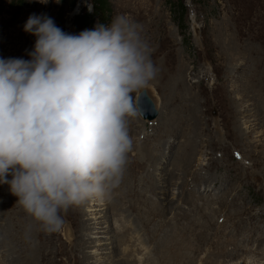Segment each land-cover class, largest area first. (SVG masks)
<instances>
[{"label":"rangeland","instance_id":"rangeland-1","mask_svg":"<svg viewBox=\"0 0 264 264\" xmlns=\"http://www.w3.org/2000/svg\"><path fill=\"white\" fill-rule=\"evenodd\" d=\"M108 3L110 13L104 16L94 0H0V59L30 58L35 37L23 26L32 14L51 17L69 34L125 15L139 26L157 70H169L164 78L157 71L146 88L132 93L137 110L138 95L146 91L159 116L147 122L137 110L136 116L127 117L132 148L121 183L101 202L86 200L68 208L62 213L61 230L39 232L15 205L17 197L8 185L0 184V264H124L127 256L137 262L140 258L141 264H188L187 258L171 254L177 245L186 248L182 254L193 259L191 264H264V0ZM182 151L193 154L185 178L172 167ZM172 172L173 179L163 178ZM145 174L151 177L148 187L155 188L146 194L148 187L139 182ZM215 179L214 187L204 193V185ZM131 191L148 200V210L139 203L144 198ZM119 202L123 217L113 210ZM94 204L105 207L92 214L107 215L109 221L104 234L95 235V230L91 237L104 235V243L82 252L77 245L86 234L85 218L79 210L93 211ZM29 225L32 232L26 239ZM116 232L125 234L118 246L112 237ZM144 237L146 244L141 245ZM162 239L170 249L167 254ZM107 246L112 250L87 261V252L100 253ZM39 251L46 252L44 260ZM164 257L168 260L162 261Z\"/></svg>","mask_w":264,"mask_h":264},{"label":"clouds","instance_id":"clouds-1","mask_svg":"<svg viewBox=\"0 0 264 264\" xmlns=\"http://www.w3.org/2000/svg\"><path fill=\"white\" fill-rule=\"evenodd\" d=\"M23 30L35 37L30 58L0 59V184L51 235L68 208L107 198L121 183L132 148L127 117L137 115L132 93L158 70L125 15L69 34L32 14Z\"/></svg>","mask_w":264,"mask_h":264},{"label":"bare ground","instance_id":"bare-ground-1","mask_svg":"<svg viewBox=\"0 0 264 264\" xmlns=\"http://www.w3.org/2000/svg\"><path fill=\"white\" fill-rule=\"evenodd\" d=\"M154 54H156V53H154ZM152 57H154L153 55H152ZM164 71V72H163ZM168 72H169V70L168 71H166L165 72V70H162V71H158V76H161V77H165L166 76V74H168ZM177 83H179V82H177ZM244 114H247V116H249L250 115V113H249V111H247V112H245L244 111ZM147 122H149V121H147ZM178 125V122H176V127H178L177 126ZM247 130V129H246ZM172 133V132H171ZM142 152V151H141ZM192 156H193V154H191V153H187L186 151H182V152H180L178 155H177V157L174 159V162H173V164H172V167L174 168L173 170H175V172H181V174H182V177L183 178H185V177H188V175H189V170L191 169V167H190V165H191V161H192ZM146 157L147 158H149L150 157V153H149V151H146ZM164 157V154L162 155V158ZM128 158V157H127ZM156 158V157H155ZM161 159V158H160ZM129 167V166H128ZM190 167V168H189ZM150 168V167H149ZM148 168V169H149ZM189 168V169H188ZM209 168V167H208ZM162 169V168H161ZM184 169V170H183ZM187 169H188V171H187ZM131 170V169H130ZM134 170V169H133ZM183 170V171H182ZM164 171V170H163ZM174 172V171H173ZM172 172V174H170V175H166V176H164L163 178H167L168 179V177H169V179H173V177H174V173ZM218 176V175H217ZM162 178V177H161ZM193 178V177H192ZM196 179H198V176H196L195 177ZM219 178V177H218ZM140 179V178H139ZM142 179V180H141ZM141 179H140V184L141 185H145V186H147L148 187V185H149V182L151 181V177L149 176V174H145L144 175V177L142 178L141 177ZM212 179V178H211ZM210 179V180H211ZM160 180V179H159ZM201 180V179H200ZM209 180V181H210ZM158 181V180H157ZM164 181V180H163ZM193 181H195V180H193ZM192 181V182H193ZM206 181H208V180H206ZM205 181V182H206ZM216 181V179L211 183V184H208L207 186L206 185H204V193H208L209 191H210V189L211 188H213L214 186H213V184H214V182ZM202 182V181H201ZM224 182V181H223ZM129 183V182H128ZM197 183H198V181H197ZM196 183V184H197ZM216 183V182H215ZM220 183V182H219ZM222 183V182H221ZM196 184H195V186H196ZM199 184H201V183H199ZM204 184V183H203ZM139 185V184H138ZM194 185V184H193ZM218 185V184H217ZM197 186H198V184H197ZM213 186V187H212ZM203 188H200L201 190H203ZM151 189H155L152 185L151 186H149L147 189H145V194L148 192V191H146V190H151ZM220 190H222V188H219V189H217V191H219L220 192ZM155 191V190H154ZM164 191V190H163ZM162 193V196H164L165 195V192H162V191H159V193ZM200 192V191H199ZM131 193H132V195H137L136 194V191H131ZM199 194H202V192L201 193H199ZM138 195H141V194H138ZM141 197H143L144 198V196L143 195H141ZM147 197V196H146ZM140 198V197H139ZM142 198V199H143ZM219 198V197H218ZM209 199V198H208ZM220 199V198H219ZM89 201H91L92 203L93 202H96V201H98V200H94L93 199V201H92V199H89ZM102 201V199L99 201V202H101ZM216 201H218V200H216ZM220 201V200H219ZM98 202V203H99ZM136 203V202H135ZM139 203L141 204V205H143L147 210H148V207L150 206V204H149V202H148V200L147 199H145L144 198V200H141V201H139ZM132 204V203H131ZM91 205V204H90ZM90 205H89V203H87V208H91L90 207ZM118 205H119V208L118 207H116L115 209H113V210H119L120 211V214H119V217L121 216V217H123V214L121 213V210H120V208L122 207V206H124L122 203H118ZM99 206H104V204L103 205H100V204H94L93 206H92V209H93V211H84L83 210V212H82V210H79V211H81L80 213H81V218L82 219H84L85 218V222H83V232L84 233H86L85 234V236L84 237H82L81 239H79L78 240V245H77V248H79V251H80V249H82V252H84L85 250H84V248L85 247H87L88 249L90 248V247H92L93 245H96V243H99V244H101L102 242H103V238L105 237L104 235L103 236H99L100 238L98 239V238H92L91 237V234H94V233H92V231L94 232L95 230H97V232L95 233V235H101V234H104L105 232L103 231L105 228L103 227L104 226V224H106L107 225V223H108V221H109V218L107 217V215H105V216H101V214H92V212L94 213H96V212H98V211H101V208H99ZM135 206H137V205H135ZM134 206V207H135ZM105 207V206H104ZM170 207H172V205L170 206ZM86 209V208H85ZM169 209H172V208H169ZM208 209V208H207ZM111 210V209H110ZM78 210H76L75 212L78 214V212H79ZM204 211V210H203ZM151 212H152V210H151ZM75 213V214H76ZM90 213V214H89ZM212 213V212H211ZM241 213V212H240ZM239 215V213H236L234 216H238ZM148 216V215H147ZM87 217V218H86ZM90 217V218H89ZM141 218V217H140ZM162 218V217H161ZM205 218H206V221H207V224H209V225H211L212 224V221L213 220H210L209 219V216L208 215H206L205 216ZM211 218V217H210ZM125 220V219H124ZM228 221H229V219H227ZM127 223V222H126ZM206 224V223H205ZM206 224V225H207ZM218 225V224H217ZM99 226V227H98ZM212 226V225H211ZM192 228V227H191ZM183 229V228H182ZM121 230V229H120ZM108 233V232H107ZM109 234V233H108ZM204 235V234H203ZM124 236H125V234L123 235L122 233L120 234L119 232H116L115 234H113L112 235V237L113 238H116L117 239V241H115L116 242V244H117V246H118V243L119 244H123V240H124ZM138 236H139V234H138ZM202 236V235H201ZM106 237H109V235L108 236H106ZM112 238V239H113ZM145 239V241H143L144 242V244H141V245H145L146 244V240H147V238L146 237H144ZM204 239V238H203ZM109 240V239H108ZM114 240V239H113ZM51 242V241H50ZM104 243V242H103ZM108 243V242H107ZM125 243V242H124ZM162 243H164L165 244V246H166V242L162 239ZM179 244V243H178ZM109 245V244H108ZM175 245V244H174ZM177 245V244H176ZM232 245V244H231ZM182 246L183 245H180V248L178 247V245H177V251L176 252H171V254L173 255L174 254V256H175V258L176 259H186V261H187V263L189 264H191V263H193L192 262V260L193 259H191L190 257L188 258L187 256H185L184 254H182V252H187L186 251V248H182ZM95 248L97 247V245L96 246H94ZM112 247H113V245H112ZM143 247V246H142ZM167 247V246H166ZM1 248V247H0ZM120 248V247H119ZM36 249V248H35ZM109 249H111V248H109L108 246L107 247H105V248H102V249H100V253H98V252H96V253H86V255H85V257H86V259H87V261H90V259H92V258H97L98 256L100 257L103 253H106ZM166 249V251H164V252H166V254H167V252L170 250L168 247L167 248H165ZM241 249V248H240ZM45 250V249H44ZM112 250V249H111ZM144 250H146V247H144ZM122 251H123V249H122ZM172 251V250H171ZM233 251H235V250H233ZM115 253H117V255H119L118 254V251H114ZM113 252V253H114ZM142 252H145V251H142ZM161 252V251H160ZM237 252V251H236ZM39 253H40V256H41V259L42 260H44V258H45V255H46V252L45 251H39ZM122 253V252H121ZM83 255V254H82ZM235 255V254H234ZM234 255H233V257H234ZM237 255H238V253H237ZM54 256V255H53ZM149 256H151V258H152V255H149ZM228 256V255H227ZM116 257H118V256H116ZM19 258V257H18ZM115 258V257H114ZM150 258V259H151ZM228 258H231L230 256L228 257ZM31 259V258H30ZM125 262H124V264H141L140 262H142V260H140V258H139V261L137 262V260H133V259H131V257H128L127 256V258L126 259H124V258H122ZM27 260V259H26ZM33 260V259H32ZM148 260V259H147ZM161 260L163 261H167L168 260V258L167 257H164V258H161ZM119 261V260H118ZM180 261V260H179ZM31 262V261H30ZM149 261H145L144 262V264H150V263H148ZM160 262V261H159ZM23 263V262H22ZM28 263V262H27ZM173 263V262H172ZM248 263V262H247ZM24 264V263H23ZM121 264V263H120ZM152 264H158V262H153ZM176 264V263H175ZM212 264H217V263H212Z\"/></svg>","mask_w":264,"mask_h":264},{"label":"water","instance_id":"water-1","mask_svg":"<svg viewBox=\"0 0 264 264\" xmlns=\"http://www.w3.org/2000/svg\"><path fill=\"white\" fill-rule=\"evenodd\" d=\"M136 107L143 120L154 122L159 113L146 91H142L137 98Z\"/></svg>","mask_w":264,"mask_h":264},{"label":"trees","instance_id":"trees-1","mask_svg":"<svg viewBox=\"0 0 264 264\" xmlns=\"http://www.w3.org/2000/svg\"><path fill=\"white\" fill-rule=\"evenodd\" d=\"M97 11L101 12L104 16L110 13L108 0H94ZM84 18L80 19L83 22Z\"/></svg>","mask_w":264,"mask_h":264}]
</instances>
